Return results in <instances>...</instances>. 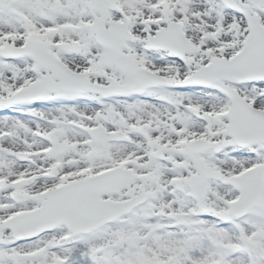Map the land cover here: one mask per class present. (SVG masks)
I'll list each match as a JSON object with an SVG mask.
<instances>
[{
    "label": "snow or ice",
    "instance_id": "snow-or-ice-1",
    "mask_svg": "<svg viewBox=\"0 0 264 264\" xmlns=\"http://www.w3.org/2000/svg\"><path fill=\"white\" fill-rule=\"evenodd\" d=\"M0 264H264V0H0Z\"/></svg>",
    "mask_w": 264,
    "mask_h": 264
}]
</instances>
